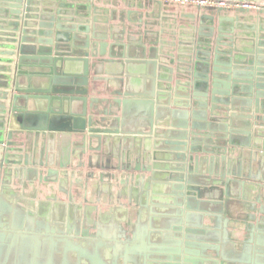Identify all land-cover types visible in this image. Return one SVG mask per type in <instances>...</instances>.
Returning a JSON list of instances; mask_svg holds the SVG:
<instances>
[{"label":"water","instance_id":"95a60500","mask_svg":"<svg viewBox=\"0 0 264 264\" xmlns=\"http://www.w3.org/2000/svg\"><path fill=\"white\" fill-rule=\"evenodd\" d=\"M225 1L264 6V0ZM9 2L0 0V32H10L0 33V130L6 131L5 124L11 125L15 119L27 131L25 120L32 113L39 117L38 123L47 125L54 118L67 117L68 113L80 118L77 131L84 132L88 107L91 108L88 87L92 84V74H97L101 65L99 57L104 56L88 36L91 30L82 31L80 43L68 49L70 37L61 26L62 18L45 17L32 6L31 0ZM221 41L222 37L216 43L222 46ZM213 47L214 43L208 39L199 42L195 56L190 55L188 65L178 70L180 79L174 87V68L169 67L174 62H160L157 58L147 62L149 86L145 92L134 93L128 89L125 92L126 96L136 94V97L126 98L124 103L149 105V117L142 116V121H149L147 136L159 138V145L147 156L149 165H138L141 173L133 177L130 185L123 184L129 191L140 187L139 197L152 198V201L154 197L159 198L166 209L163 230L156 231L160 234L156 247L152 245V233L146 237L136 235L132 241H104L102 234L91 235L87 229L62 233L47 220L26 211L16 203L14 195L10 196L14 201L6 198L11 183L6 177L18 179L20 176L12 166L24 163L22 170L25 171L24 166L29 165V156L37 145L33 142L26 151V143L15 142L14 131H8L6 136L0 135V264H219L218 260L212 262L210 254L220 248L222 211L213 215V226H204L205 217H210L206 215L209 210L205 198L228 186L231 179L227 175H234L228 171L227 154L231 150L229 146L240 145L237 143L240 140L232 134L248 135L252 139V130L257 127L255 138L264 137V43L259 38L254 40V51H238L234 44V51H214ZM44 58L49 59L48 64ZM128 64L137 63L128 61ZM47 65L53 70L50 73L44 70ZM195 69L201 73H195ZM159 70H167L170 75L163 77ZM22 77L26 81L24 85ZM45 78L51 84L42 87ZM56 85L62 88L60 92L55 90ZM82 85L86 92L80 91ZM21 100L26 104L34 101L36 109L29 111L28 105L16 109ZM75 103L83 104L79 113L73 110ZM237 104L242 105L243 114L235 117L244 120L240 122L241 129L229 130L222 120ZM156 105L169 106V109ZM16 110L21 113L19 117L12 115ZM92 119L90 124L94 123ZM231 125H235L234 120ZM214 142V149L208 147ZM208 154L212 156L207 157ZM254 256L257 258L243 263L264 264L257 251Z\"/></svg>","mask_w":264,"mask_h":264},{"label":"crops","instance_id":"0c3cea01","mask_svg":"<svg viewBox=\"0 0 264 264\" xmlns=\"http://www.w3.org/2000/svg\"><path fill=\"white\" fill-rule=\"evenodd\" d=\"M14 1L16 0H11L9 3L15 4ZM31 1L33 2L32 6L42 11L45 17H64L65 19H75L77 22H80L87 18L86 14H91L92 16L89 17L92 18L93 24L96 23L97 19H99V22L103 19L108 22V19H110L114 31L110 32L113 34H108L110 35L108 43L120 41L124 43L123 45H127V47L134 49L131 51L130 48H128L127 51H107V55L99 57L101 65L98 67V73L92 74L91 76L92 84L88 87V93H90L93 85H100V88L107 87V89L108 87L117 88L120 93L116 96L124 101L126 98L133 99L136 97V94L126 96V89L138 93L140 92L139 90L145 92L146 86H149L146 83L149 79L147 77V73L149 72L147 62L158 58L160 62L170 63L168 60L163 59V55H166L164 53L175 51V54H173L174 57H172L174 63L172 65L169 64V67L174 68V81L172 83L174 87L175 81L180 79L178 77V70L180 71L182 67L188 65L186 61L190 55L191 57L195 56L200 41L207 39L211 40L210 37L213 38V40L221 39L222 37L223 41L221 42L223 45L221 46L215 41L213 47L214 51H220V49L227 50L229 48L233 49V44L235 48L240 50L241 40L234 38L235 42H230L231 37L234 36L232 29L227 30L226 24L230 26L245 24L246 28H248L246 30L247 33L245 34L246 36L241 37L249 41L253 39L258 40L259 38L264 43V37H261L264 35L263 5H257V8L244 10L233 6L229 8L197 6L194 4H181L165 0ZM207 8H219L222 9V11H217V9L209 11ZM126 18L128 19L126 20ZM220 19L224 21V27L218 35L216 28L218 20ZM6 21L10 22V20ZM257 22H261L262 25L256 24ZM135 26H138V28H135ZM130 27L132 30H137L135 37H129L130 31H132ZM250 27H256L258 32L254 29H249ZM123 29L126 31L125 34L122 32ZM237 30L235 28L234 35H239V30L238 32ZM132 32L135 33V31ZM256 32L257 36L254 37L253 35H255ZM0 33L9 34L10 32L4 30ZM16 35L19 36V34ZM143 35H148L149 38L143 37ZM174 35V42H176L177 50L169 47L171 38ZM111 37L112 39H110ZM158 41L159 43H157ZM189 42L192 43L189 44ZM132 43L133 45H130ZM227 43H230V45ZM188 45H191L195 52L191 54L187 53ZM244 45L247 51V43H244ZM154 48L159 51H152ZM262 49H264V47H262ZM234 55L236 54H233V57H235ZM128 61L137 64L129 65ZM184 63L186 65L181 66V64ZM122 64L124 66H122ZM239 67L243 68L244 66ZM23 70H27V67H24ZM102 71L104 73H101ZM110 71L111 73L114 71L115 75L119 76L117 80H123L125 84L119 86L114 83V80L109 84H106V81L103 82L104 74L106 75L107 72ZM159 72L163 77L170 75V72L167 70H159ZM194 72L198 74L201 73L196 69ZM22 83L23 85L26 83L24 77H22ZM129 85L131 87L127 88ZM162 85L163 84H161V86ZM182 92L185 93L184 91ZM96 94H98L97 96L94 95L96 97L92 96L91 98L87 95L88 103L91 104V108L88 107L89 118L84 132L77 131L80 124V118L78 116H59L58 118H54L50 125H47L45 122L38 123L39 117H37L35 113H32L30 117L25 120L27 131H24L22 126L15 122L16 120L14 119L11 125L5 124L4 127L6 131L0 130V135L6 136L8 131H14L13 140L15 142H25L26 145L24 149L26 151L33 146V142L37 143L35 151L42 150L46 147L48 152L54 153L56 163L53 167L55 168L60 166V164L57 165V161L62 163V165H66L67 162L81 163L83 161L88 163V154L96 153V151H92L94 147H100V155H102L112 146L114 148L117 147L118 151L125 153L124 159H120L118 156L114 159L116 163L121 165L129 163L134 166L136 162H139L140 166L143 167L149 165L147 156L149 152L153 151L154 146L159 145V138L155 139L147 136L150 131L148 119L142 121V116L149 117V113L151 112L149 105L136 106L135 103L131 102L126 103V105L121 103L119 107H115L110 105L111 102L115 101L114 94L110 96L99 95L97 92ZM104 98L107 99L103 100ZM143 98L147 99L145 97ZM176 98L180 99L179 97ZM102 100L104 102H102ZM75 104L77 105H75L73 110L76 113L82 111L81 107L83 104ZM23 106H27L29 111H34L36 109L34 101L26 104L23 100L19 101L15 108L22 109ZM156 107L169 109V106L165 105H156ZM105 108L106 111L107 109L108 111L104 114L103 118H101V114H103L101 110ZM172 109H174V107H172ZM13 114H16L18 117L21 115L18 110L12 113V115ZM242 114V105L237 104L228 113L229 116L226 117L225 120L223 119L222 122L227 125L229 130L241 129L240 122L244 119L235 116ZM90 117L93 118V124H90ZM113 120H119L120 124L118 127L112 124ZM232 120H234L235 125H231ZM42 125H46V129H36L40 128ZM105 129H110L111 133H109L108 130H106V132ZM256 129L258 128L256 127L252 130L254 134L252 139H250L248 135L239 136L238 134H232L240 140L237 141L240 145L233 146V148L229 146V150H231L227 154V166L229 169L227 170L229 173L234 172V175H227L228 178L231 179L228 186L220 188L214 195L212 193L211 196L205 198V200L208 201L206 205L209 210L206 215H210V217H205L204 226H213V215L219 211H222L221 215L223 220V227L220 229V248L217 252H211L210 259H212V262L218 260L219 262L217 263L219 264H246L243 263L244 260L257 258V256H254L256 251L264 260V137L261 139L255 138V134L258 133L255 132ZM100 131L104 132L101 133ZM262 133L264 136L263 131ZM105 135H109L107 140L103 138ZM214 146L215 142L213 145H208L211 149H214ZM82 150L85 153L83 156L81 155ZM211 156L210 154L207 155V157ZM44 159L46 160V158ZM24 168H26V170L25 173L21 174L22 177L19 176L18 179H12L9 176L6 177V179L11 181L6 190V198L14 201V199L10 197L14 195V197H16V203L24 207L26 211L32 212L37 218L47 220L52 228L62 233H68L66 230L68 224L62 216V208L57 202V197L53 194L45 196L35 192L33 193V191L29 189V184L34 183L35 178H33L34 174L32 173V171H34V166L29 164L28 166H24ZM27 169H32V171L30 172ZM238 173L240 174L239 176ZM57 179V175L56 177L52 175V184H63L65 193H69L72 189L69 182L66 184L65 180L57 181ZM132 189L135 194L141 190L136 186L132 187ZM121 190L124 191V188H121ZM125 191L128 192V188L125 189ZM79 192H82V190ZM77 199L81 200L82 198L78 196ZM123 199L126 200V197ZM151 199L152 198L148 197H139V195L135 197L133 199V203H136L135 211L137 214L135 215L130 214L127 206L116 203L114 204L115 206L113 205L114 207L111 208L110 212L99 216L95 230L88 228L87 231H90L91 235L102 234L101 238L104 241H115V239L118 241H132L135 239L136 235L139 236L143 234L146 237L148 233H152V240L154 241L152 245L156 247L155 241L160 239H158L160 234L156 231L163 230L162 227L166 209L162 206V202L159 198L154 197V201ZM86 207H88V205H86ZM74 216H76V213ZM82 216H84V214H82ZM250 217H254L255 222H252ZM251 226H253V228H251ZM121 229L128 231L126 238L120 236ZM251 253H253V256ZM136 257L138 258L139 255H136ZM120 261L122 262V260Z\"/></svg>","mask_w":264,"mask_h":264},{"label":"rangeland","instance_id":"374dc122","mask_svg":"<svg viewBox=\"0 0 264 264\" xmlns=\"http://www.w3.org/2000/svg\"><path fill=\"white\" fill-rule=\"evenodd\" d=\"M252 8H257V6L252 7ZM207 9L209 11H211L212 9L214 10L217 9V11H222V9H219V8H207ZM224 10L228 11L227 9H224ZM244 10H248V8ZM86 16L87 18L81 20L80 22H77L75 19H65L64 17H62L61 26L62 28L66 30V32L68 33V36L70 37V38L68 37L70 39V41H68L69 42V46H67L68 49L73 48L74 43H80L81 37H83L82 31H86V29L91 30L88 36L90 38L92 37L93 43L98 48H100V51H102L104 56L107 55V51H117V50L127 51L128 48H130V51H131L134 49L131 47H127V45H123L124 43H121L120 41L119 42L114 41L113 43H110V44L108 43L109 36H110L108 34H113L110 32L114 31L112 28V25H111L112 22L110 21V19H108V22L104 19L99 22V19H97L96 23L93 24L92 18L89 17L92 15L86 14ZM127 19L128 18H126V20ZM220 20H218V23H217L218 25L216 28V32L218 33V35H219V32H221V30L224 27V21L223 20L220 21ZM256 24L262 25L261 22H257ZM135 28H138V26L137 27L135 26ZM226 28L227 30L232 29V33L234 37H231V39L235 38V39L241 40V48L240 50L238 49V51H246V47H244L245 46L244 43L245 44L247 43L249 46L247 51H254L253 50L254 39L249 41L241 37V36H246L245 34L247 33L246 30L248 28H246L245 24L231 25V26L226 24ZM235 28L236 30L237 29L239 30V32L237 30L239 35H234ZM249 29H254L255 31H257L256 27L254 28L250 27ZM132 31H135V33H133ZM132 31H130L129 37L136 36L137 30L135 29ZM122 32L124 34L126 33L124 29L122 30ZM257 32L255 33V35H253L254 37L257 36ZM84 35L86 34L84 33ZM143 37L149 38L148 35H143ZM174 37L175 35L172 36L169 47L174 50H177L176 42H174ZM261 37L263 38L264 35ZM110 39H112V37ZM210 39L211 40L209 41H211L212 43L216 41V40H213V38H210ZM81 42H83V40ZM157 43H159V41ZM191 43L192 42H189V44ZM130 45H133V43ZM188 46L189 47L187 48V50H193L191 45H188ZM152 51H159V50L154 48L152 49ZM220 51H234V50L232 48H229L227 50L220 49ZM164 54L166 55L162 54L163 59L170 61L172 60V57H174L173 54H175V51H169ZM43 61L44 63H47V64L49 63L48 58H44ZM122 66L124 65L122 64ZM44 70L47 71L48 73H50V71H53L49 67V65H47L44 68ZM58 73L61 74V70H57V74ZM101 73H104V72L102 71ZM107 74L106 75L104 74V77H103L104 80L102 79L103 82L106 81V84H109L113 80H114V83L119 86L125 84L123 80H117L119 76L115 75L114 71L112 73L111 71L107 72ZM57 81L59 82L58 77H57ZM49 82L50 80L48 78H45V84L42 87L49 86L51 84ZM80 89H81L80 90L81 92L87 91V89H84L83 85L80 86ZM55 90L57 92H60L62 88L56 85ZM96 92L99 93V95H105V96H110L111 94H114L115 101L111 102L110 104L111 106L119 107L121 103H123V105H126V103H124V100L116 96L117 94L120 93L117 88L108 87L107 89V87L100 88V85H96V86L93 85L90 90V93H88L87 95L90 98L92 96L96 97L98 95L96 94ZM105 99L107 98H104L103 100ZM103 100L102 102H104ZM135 105L137 106L139 104H135ZM101 111L103 113L101 114L102 115L101 118H103L104 114L108 111V109L106 111V108H105ZM66 115L67 117H70L68 113ZM112 124H114L115 127H118L120 123H119V120H113ZM107 130L109 133H111L110 129H107ZM108 137L109 135L108 136L105 135L103 138L107 140ZM92 151H96V153L88 154L87 156L88 163H85L83 161L81 163L67 162L66 165L64 164L62 165V163H59V161H57V165L60 164V166H58L57 168L53 167V165L56 163V158L54 157V153L48 152V149L46 147L43 148L42 150L35 151L31 156H29V161H30L29 164L34 166V171H32V173L34 174L33 178H35L34 183L29 184L30 185L29 189L33 191V193L35 192L37 194H41L45 196L53 194L57 197V202L60 204V207L62 208V213H63L62 216L65 218L68 224L66 226L67 231L72 230V228H73L72 230L73 232L84 231L85 229H88V228L95 230L96 222L99 216L105 215L107 214V212H110L111 208L114 207L115 206L114 204L116 203L127 206L131 215L137 214V212L135 211L136 203H133V199L137 197L138 194L136 192L137 195L135 193H132V195H130L129 190L128 192L125 191V189H127L128 187H123V184L127 183L128 185H130L133 177L141 173L142 170L141 171L137 170L138 165H140L139 162H136L134 166H132V164H129V163H124L122 165L119 163H116L114 159H116L117 156L120 157V159H124L125 153L118 151L117 147L114 148L113 146L109 147L108 151H105L102 155H100V152H101L100 147H94ZM84 154L85 153L82 150L81 155L83 156ZM41 157H43V160H45L44 158H46L45 160L47 161L45 162L46 164L44 163L43 165H41V162L43 161L42 159H40ZM23 164L24 163H22L21 165L12 166V170L14 171L17 169V173H20V176H21V174L25 173V171L22 170ZM52 175H54L55 177L56 175L58 176L57 181L65 180L66 184L69 182L72 188L71 191L69 193H65L63 184L61 185L52 184L51 182ZM121 188L122 189L124 188V191H122ZM80 190H82V192H79ZM130 191L133 192V189L131 188ZM78 196H80V198L82 199L78 200L77 199ZM124 197H126V200L123 199ZM86 205H88V207H86ZM75 213H76V216H74ZM82 214H84V216H82ZM250 219L252 220V222H255L254 217H250ZM251 228H253V226H251ZM127 233L128 231H124L121 229L120 236L126 238Z\"/></svg>","mask_w":264,"mask_h":264},{"label":"built area","instance_id":"2783aa9c","mask_svg":"<svg viewBox=\"0 0 264 264\" xmlns=\"http://www.w3.org/2000/svg\"><path fill=\"white\" fill-rule=\"evenodd\" d=\"M158 1H163V0H158ZM165 1H173V2H177V3H181V4H194L197 6H210V7H237V8H242V9H246V8H252L257 6L254 3L251 2H245V3H237V2H228L225 0H221V1H216V0H165Z\"/></svg>","mask_w":264,"mask_h":264}]
</instances>
